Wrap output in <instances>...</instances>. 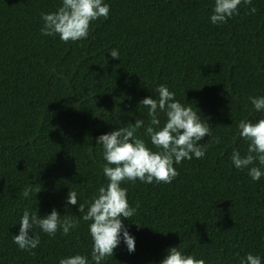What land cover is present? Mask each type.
<instances>
[{
  "label": "trees",
  "instance_id": "1",
  "mask_svg": "<svg viewBox=\"0 0 264 264\" xmlns=\"http://www.w3.org/2000/svg\"><path fill=\"white\" fill-rule=\"evenodd\" d=\"M104 2L108 18L93 21L86 39L64 43L40 31L41 13L55 12L61 0H0V264H59L76 254L94 264L91 222L82 216L108 183L97 138L140 119L137 137L158 151L145 134L147 109L138 105L155 99L160 85L199 110L211 127L200 143L209 146L202 159L174 164L171 184H121L136 208L122 221L135 251L121 239L101 264H160L173 247L205 264H240L249 253L264 264V175L254 182L231 162L234 149L247 152L239 122L264 119L248 99L264 96V0H252L256 14L242 4L217 25L214 0ZM158 118L162 127L164 113ZM29 185L42 190L25 199ZM70 190L77 205L66 203ZM26 208L41 218L55 209L78 226L55 237L34 227L40 244L34 254L21 251L13 235Z\"/></svg>",
  "mask_w": 264,
  "mask_h": 264
},
{
  "label": "clouds",
  "instance_id": "2",
  "mask_svg": "<svg viewBox=\"0 0 264 264\" xmlns=\"http://www.w3.org/2000/svg\"><path fill=\"white\" fill-rule=\"evenodd\" d=\"M242 4L251 6L252 0H214L211 23H226L233 15L239 14L238 8ZM109 11V5L104 0H61V6L55 12L41 13V35L58 36L64 43L86 39L91 23L101 17L106 20ZM256 12L257 9L251 6L246 14L254 15ZM109 54L113 59H119L117 49H112ZM156 92L158 96L155 99L144 98L138 109L141 106L147 109L150 121L145 134L158 151L153 152L143 139L137 137V130L145 124V121L140 119H136L134 124L130 123L97 138L96 143L103 148V159L106 161L103 174L108 183L99 187L88 202L86 213L84 204L78 207L79 213H85L82 219L91 222L89 233L93 242L91 261L94 264H101L106 258L113 257L121 239L129 253L135 251V239L122 221L134 216L136 208L129 206L127 188L121 187V184L126 181L134 183L137 180L147 184L154 181L158 184H171L179 175L174 164L186 159L191 160L193 157L202 159L209 146L208 142L200 143L211 135V127L198 115L199 110L196 107L194 110L190 104L185 106L175 100V93L164 85H160ZM248 99L255 111H264V96ZM160 113H164L166 117L162 127H159ZM238 129L240 138L248 144L247 152L241 156L240 152L234 149L231 162L238 170L248 169L252 181H259L264 175L261 167L256 166L257 163L264 166V119H259L256 123L241 120ZM215 142L220 143L219 138H216ZM41 190L40 185L25 186L21 196L28 199L33 191L37 196ZM66 203L78 204L75 191H69ZM19 226V233L13 235V242L21 251L32 252L40 244L38 235H30L34 227H38L50 237H55L58 231L67 236L78 226V220L66 215L61 217L55 209L50 215L41 218L26 208ZM59 264H89V260L87 256L76 254L60 259ZM160 264H205V260L192 255L186 256L179 247H173L168 249ZM240 264H261V258L249 253Z\"/></svg>",
  "mask_w": 264,
  "mask_h": 264
}]
</instances>
